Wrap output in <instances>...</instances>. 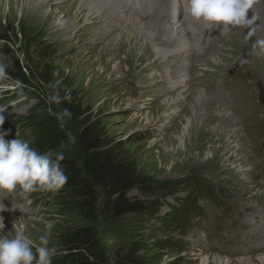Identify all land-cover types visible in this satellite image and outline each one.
I'll list each match as a JSON object with an SVG mask.
<instances>
[{
  "label": "rangeland",
  "instance_id": "374dc122",
  "mask_svg": "<svg viewBox=\"0 0 264 264\" xmlns=\"http://www.w3.org/2000/svg\"><path fill=\"white\" fill-rule=\"evenodd\" d=\"M0 3V108L4 109L2 127L9 132L6 140L16 138L12 130L19 132V137L25 135L18 124L32 119L66 137V144L56 153L62 152L80 173L81 152L74 127L82 122L94 124L105 139L119 144L118 153L132 161L140 175L157 183L200 178L211 190L204 197V192L197 195L199 216L169 228L163 227L161 219L170 213L168 204L173 201L164 193L156 212L118 219L107 213L100 192L92 206L83 204L82 192L75 195L63 188L33 192L27 199L18 192L0 193L1 204L25 211L23 215H0L5 226L0 235H10L14 224L23 225L26 235L39 243L50 222L49 246H55L56 254H61L60 238L87 228L94 237L92 251L97 260L93 264H119L129 255L139 264H201L205 258L207 264H262L264 46L258 45L256 34L249 36L247 30L235 28L212 35L200 52L193 54L186 74L178 73L182 69L178 67L180 57L170 56L165 63L149 57L136 64L142 55L137 50L119 68L112 64L105 72L102 66L65 62L67 58L77 59L73 54L60 59L62 52L51 31L28 32L27 21L21 27L19 19L21 10H27V0L12 4L11 19L7 14L9 0ZM71 6L66 0L51 1L41 18L57 12L54 24L64 21L63 29H68L75 22L73 14H79L78 8ZM252 15L249 12L248 18ZM77 24L80 33L95 29L83 20ZM101 25L99 21L97 26ZM116 32L104 36V43ZM76 40L74 37V43ZM132 47H125L121 59ZM148 50L152 52L151 47ZM99 52H92L94 59ZM215 53V61H207ZM165 68L170 70L165 72ZM19 72L25 82L15 80L21 76ZM43 73L50 76L44 78ZM167 73L174 81H181L180 85L169 87ZM199 93L203 100L198 99ZM57 94L70 97L67 100L80 116L64 117L63 127L58 119L62 114L59 103L53 99ZM244 99L248 104L233 107ZM236 100L239 103H233ZM176 192L178 198L186 195L181 187ZM128 197L145 200L137 190L129 192ZM162 240L172 248L159 250L153 246Z\"/></svg>",
  "mask_w": 264,
  "mask_h": 264
},
{
  "label": "trees",
  "instance_id": "16d2710c",
  "mask_svg": "<svg viewBox=\"0 0 264 264\" xmlns=\"http://www.w3.org/2000/svg\"><path fill=\"white\" fill-rule=\"evenodd\" d=\"M19 73L21 76L16 77L15 80L25 82L24 74ZM46 75L50 76V74L43 73L44 78H47ZM63 98L58 102L61 113L67 109L71 116L66 118L73 116L79 119L80 116L77 115L78 112L73 104ZM21 126L25 135L19 137L20 133H15L13 130L11 135L27 141L32 148L40 153H56L67 142L63 134L32 119L21 121L18 127ZM74 139L81 152L80 173L77 171L76 165L64 157L61 167L67 175L68 181L62 188L75 195L82 192L80 197H83V204L86 206H92L100 192L105 200L107 213L113 219L126 215L140 216L156 212L165 197L162 195L164 193L168 194L167 197L171 196L173 204H168L171 205L170 213L166 218L161 219V224L164 228H169L173 224H179L177 227H180L182 223L191 222L193 218L200 215L198 200H196L198 196H201L200 193L204 192L203 197L211 194L210 186L204 184L200 178L157 183L150 177L140 175L133 162L118 153L119 144L105 139L97 125L84 122L78 124L74 127ZM52 158L54 159L55 156ZM179 187L186 190V195L183 198L176 197ZM132 190H137L145 197V200L129 198L128 193ZM155 196H157L156 200H147V198ZM93 243V234L87 228H79L67 233L60 238L63 250L61 254L52 257V264H93V261L97 260L96 254L92 251ZM169 244L166 240H162L154 243L153 246L163 250L172 248L173 245ZM150 248L148 247V250ZM119 264H139V261L129 255Z\"/></svg>",
  "mask_w": 264,
  "mask_h": 264
},
{
  "label": "bare ground",
  "instance_id": "6f19581e",
  "mask_svg": "<svg viewBox=\"0 0 264 264\" xmlns=\"http://www.w3.org/2000/svg\"><path fill=\"white\" fill-rule=\"evenodd\" d=\"M51 1L54 0H27V10L23 6L19 25L23 27L27 21L28 32L33 31L43 34L46 30L51 31L53 37L57 38V45L62 52L59 53L61 55L60 59L63 56L68 57L73 54L72 56L77 59L67 58L65 62H77L76 65L87 67L97 65L102 66L104 70H108V67L114 64L119 68L129 58H132L129 56L132 52H135L134 50H137L142 55L137 57L136 64L143 59L147 60L149 57L160 60L161 63H165L170 56L178 57L177 59L180 57L178 67H182V69L178 73L186 74L187 66L193 62V54L197 55L212 35L221 34L219 30L204 31L203 25L189 27L181 22V18L177 17L175 22L171 23L168 17L170 15L169 9L175 7L173 0H66L71 2L72 6L78 8L76 10L79 14L77 15V12L73 14L75 22L68 29H63L65 26L63 20L57 25L54 24L57 12H50L45 19L41 18V16H45L44 12L47 4ZM17 3L18 0H9L7 5L9 19L14 18L12 4ZM1 8L0 3V14L2 13ZM60 9L57 8V11ZM111 11L116 12L111 14ZM69 12L67 15H69ZM249 12H253V14L260 17L257 22L262 28L257 31L256 35L260 38L259 41L264 40V0H258ZM80 20H83L86 24H91L95 29L89 30L88 33L86 31L80 33L81 29L78 30L79 26L77 24ZM99 21H102L101 26H97ZM114 31H117L114 34L115 36L109 42L104 43V36H110ZM77 33L78 35H76ZM74 37L77 38L75 43L73 41ZM131 44L133 47L129 48L124 59H121L120 55L125 47L127 48ZM149 47L152 48L151 53L148 50ZM99 49L100 52L96 54V59H94V55L91 54ZM216 56V53L211 55L207 61H215ZM106 70L105 72H107ZM143 70L140 71L141 74ZM168 70L165 68L164 71L167 72ZM166 77L169 81V87L173 88L180 85L181 81H174L168 73ZM198 95V99L203 100L202 94L199 93ZM228 119L226 117V120ZM201 261V264H207L208 258ZM217 261L221 263L220 259ZM260 261L264 264V257L260 258Z\"/></svg>",
  "mask_w": 264,
  "mask_h": 264
},
{
  "label": "clouds",
  "instance_id": "9594fccd",
  "mask_svg": "<svg viewBox=\"0 0 264 264\" xmlns=\"http://www.w3.org/2000/svg\"><path fill=\"white\" fill-rule=\"evenodd\" d=\"M258 0H173L176 10L182 11V20L203 25L204 31L219 30L228 32L239 28L247 30L249 36L255 35L262 26L257 24L260 17L253 14L248 18V12ZM264 46V40L258 41ZM3 69L0 68V73ZM56 102L61 100L57 94ZM63 99H69L65 96ZM4 109L0 108V193H17L27 199L37 191H58L68 181L61 167L64 154L58 152L53 159L47 153H40L25 140L14 138L6 140L9 134L3 129ZM67 109L58 116L61 127L64 117H70ZM5 205L0 204V211ZM0 217V231L4 229ZM51 223L46 224V232L39 237V243L26 235L23 225H13L10 235H0V264H52L56 255L55 246H49L48 232Z\"/></svg>",
  "mask_w": 264,
  "mask_h": 264
}]
</instances>
